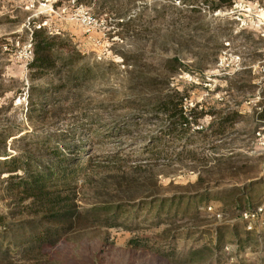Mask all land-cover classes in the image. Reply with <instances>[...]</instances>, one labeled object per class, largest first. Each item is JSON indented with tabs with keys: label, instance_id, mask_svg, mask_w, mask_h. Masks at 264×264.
<instances>
[{
	"label": "rangeland",
	"instance_id": "obj_1",
	"mask_svg": "<svg viewBox=\"0 0 264 264\" xmlns=\"http://www.w3.org/2000/svg\"><path fill=\"white\" fill-rule=\"evenodd\" d=\"M263 3L239 0L213 13L202 0H0V152L39 154L49 140L91 165L78 180L83 218L41 253L24 252L30 230L18 224L33 217L21 214L28 203L0 190V264H264V216L246 223L225 206L232 190L264 177V126L256 127L251 112L264 82ZM40 27L99 65L78 99L47 105L45 117L30 115L26 98L29 45ZM173 57L191 72L175 82L189 96L187 112L242 115L224 136L210 127L219 115L179 137H161L165 116L128 108L134 79L127 72L161 70ZM262 185L254 204L264 211ZM157 198L172 202L160 210ZM102 205L127 213L115 219L93 211Z\"/></svg>",
	"mask_w": 264,
	"mask_h": 264
},
{
	"label": "trees",
	"instance_id": "obj_2",
	"mask_svg": "<svg viewBox=\"0 0 264 264\" xmlns=\"http://www.w3.org/2000/svg\"><path fill=\"white\" fill-rule=\"evenodd\" d=\"M236 1L239 0H202L208 10L213 13L231 7ZM117 17L125 20V14L117 15ZM118 25L124 26V22H119ZM31 48L33 57L27 66L30 86L26 98L29 101L32 116L45 117L50 113L46 109L47 105L66 102L70 98L78 99L81 96V88L92 84L99 76L97 71L99 65L91 66L81 51L72 48L71 44L61 36L48 33L44 27L32 31ZM128 58L122 56L123 65L135 68ZM165 63V68L145 74H139L133 69L127 72L130 77H133L132 80L134 79L130 86L131 101L128 108L137 110L150 107L155 110L156 115L165 116L168 126L158 129L161 137L163 135L179 137L189 133L200 127V120L216 115L219 117H215L210 127L220 137L226 134L228 128L233 126L238 118H242L238 111L223 115L222 112H215V110L199 111L196 107L187 112L185 102L189 96L175 82L179 74L191 73L189 67L179 57L167 59ZM230 83L233 86V82ZM260 89L262 96L251 108L252 118L258 128L264 126V82ZM198 133L203 134L204 131H198ZM6 136L3 143L8 140L9 134ZM150 143L156 144L153 140ZM51 145V142L46 140L43 146L37 148L40 151L39 154L29 151L8 156L0 152V157L5 158L0 160V185L6 186L4 189L0 187V190L14 196L21 203H28V205L23 204L21 214L33 215L30 219L20 220L18 224L23 231L30 230L27 232L28 238L23 240V243L27 245V250L24 251L26 255L41 253L45 247L56 243L66 231L73 229L83 218L76 206L80 190L78 180L87 177L88 171L91 170V165H88L90 161L83 162L81 159L66 155L67 147L64 145L62 147ZM80 145L77 149L82 148ZM118 157L119 154L114 159ZM215 160L221 161V158L217 157ZM202 179L199 177V180L204 183ZM253 179L254 181L250 182L246 188L239 187L232 190L231 194L233 193L235 197L225 204L226 207L231 206L239 211L241 218L244 214L257 210V205L254 204L255 188L263 186L264 177L259 179L257 176ZM204 200L207 199H202L201 203L205 202ZM167 202H172V199L157 198L154 203H161L159 209L162 210ZM194 205L196 210L199 204L193 202ZM172 206L174 207L173 203L169 211L173 209ZM93 211L104 213L107 217L114 212L115 219L124 217L127 213L119 205L115 207L102 205L93 208ZM218 215L220 213L216 214L217 217ZM0 222H5V219L0 217ZM206 253V249L203 248L193 255L200 257Z\"/></svg>",
	"mask_w": 264,
	"mask_h": 264
},
{
	"label": "built area",
	"instance_id": "obj_3",
	"mask_svg": "<svg viewBox=\"0 0 264 264\" xmlns=\"http://www.w3.org/2000/svg\"><path fill=\"white\" fill-rule=\"evenodd\" d=\"M83 8H85V7L82 6V5H80V9H83ZM78 9H79V8H78ZM85 9H86V8H85ZM62 12H65V9H63ZM29 49H31V50H30V55H31V57H32V56H33V50H32V48H31V44L29 45ZM209 210L212 211L210 208H209ZM260 215L264 216V211H263L262 208L257 209V210H255V211H253V212H250V213H246V214H244V215H243V219H244V221H245L246 223H250V222L254 221V219H255L256 217L260 216ZM220 216H221V215H218V217H220Z\"/></svg>",
	"mask_w": 264,
	"mask_h": 264
}]
</instances>
